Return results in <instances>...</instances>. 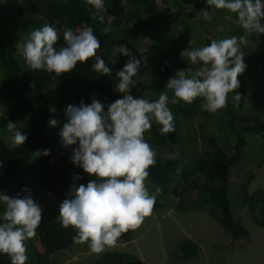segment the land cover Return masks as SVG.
Returning a JSON list of instances; mask_svg holds the SVG:
<instances>
[{
  "label": "trees",
  "instance_id": "obj_1",
  "mask_svg": "<svg viewBox=\"0 0 264 264\" xmlns=\"http://www.w3.org/2000/svg\"><path fill=\"white\" fill-rule=\"evenodd\" d=\"M154 2L105 0L102 13L105 20L101 23L92 16L94 9L86 0H0V191L11 192L7 193L9 196L17 193L25 196L22 188L26 178L20 170L23 160L31 157L36 160L34 170L40 188L62 201L71 198L69 191L73 184L86 185L95 179L71 162L72 148L77 145H71L66 154L57 153L49 134H54L66 122L63 105H78L81 100L87 104L95 98L107 106L123 95L115 87L119 80L116 72L123 68L128 57L121 55L118 48L126 45L134 55L139 32L154 30L150 34L151 41L166 54L157 64L139 73L138 82L130 86V94L149 100L157 99L160 92L166 90L169 77L180 69L190 68L187 58L179 57L176 45L189 43L190 36L198 42L204 41L205 45L212 39L245 34L235 23V14L227 10H212L211 21L204 20L201 10H210L205 0H160L166 5L163 10ZM229 15L231 21L225 19ZM197 16V22L190 24V19ZM45 23L57 28L61 45L64 27L76 31L85 23L92 26L100 42L97 54L111 67V74L92 70L94 58L78 62L71 73L61 76L43 69H30L16 45ZM105 26L111 28L107 33L103 31ZM242 51L247 67L238 76L239 88L232 93L240 94L238 101L229 93L227 106L216 113L201 109L202 98L191 104L182 101L170 104L175 131L162 135L158 131L160 125L154 122L151 131L145 133L156 151V164L148 169L146 181L153 192L161 189L153 210L177 199L183 212L209 214L231 243L248 237L249 233L233 215L229 180L241 174L239 170L246 169L255 151L264 153V34H248ZM166 91L171 98V90ZM52 118L58 121L54 127L48 124ZM8 121L15 122L22 133L27 134L22 145L9 144L12 140ZM44 149H50V154L43 155ZM253 171L250 169L251 174L241 180L237 189L233 188V201L247 208L252 223L264 229V186L248 191V182L255 176ZM76 175L80 179H74ZM244 179L247 181L243 182ZM164 198L167 199L164 201ZM3 210L4 205L0 204V212ZM36 232L42 251L29 242L30 262L26 264H57L54 257L58 251L69 250L77 236L72 226L64 227L61 221L43 217ZM131 235L132 230H129L119 238L129 242ZM176 248V257L182 261L196 257L199 252L198 244L190 239L182 240ZM99 261L101 264H144L135 254L121 251H111ZM0 264H11L6 254H0Z\"/></svg>",
  "mask_w": 264,
  "mask_h": 264
},
{
  "label": "clouds",
  "instance_id": "obj_2",
  "mask_svg": "<svg viewBox=\"0 0 264 264\" xmlns=\"http://www.w3.org/2000/svg\"><path fill=\"white\" fill-rule=\"evenodd\" d=\"M205 2L210 10H201L204 20L211 21L212 10H227L235 14V23L244 29L245 34L212 39L205 45L203 41L198 47H192L189 43L176 45L179 57H186L190 68L187 71L180 69L174 76L169 77L166 90H171V98L166 90L160 92L159 97L154 100L130 94V86L138 82L139 73L157 64L166 55L164 51L157 49L155 41H151L150 34L154 30L148 29L138 33L139 42L134 55L126 45L118 48L121 55L128 57L123 68L116 72L119 80L115 87L123 95L107 106L95 98L87 104L81 100L78 105H67L66 122L58 135L61 143L65 147L69 146V149L62 154L70 152L71 145H77L72 148L71 162L88 175L95 176V179L89 180L86 185L73 184L69 191L71 198L63 201L58 199L62 201L58 206L60 219L55 220L61 221L64 227L72 226L76 229L77 236L69 250L58 251L65 253L67 257L59 259L57 253L54 257L55 263L69 264L71 261L91 258L96 264H101L99 260L103 255L120 251L104 249L115 245L123 233L143 224L161 194L160 188L153 192L145 183L149 177L148 169L156 164V151L145 138V133L151 131L154 122L160 125L158 131L162 135L175 131L170 104L181 101L191 104L197 98H202L201 109L216 113L227 106L228 94L239 88L238 76L247 67L242 45L247 43L248 34H264V0ZM86 3L94 9L92 16L103 23L105 0H86ZM154 3L158 8H166L160 0H155ZM174 9L175 6L171 8ZM198 17L191 18L190 24L197 22ZM225 19L231 21L232 16H226ZM110 30V26L103 29L105 33ZM62 39L63 45L58 44L61 36L57 28L45 23L33 29L16 48L30 69H43L61 76L71 73L78 62L84 63L89 58H94L90 66L92 70L100 74H111V67L97 54L100 42L92 26L85 23L76 31L66 26L62 31ZM232 96L237 101L241 98L239 93ZM48 124L54 127L58 121L52 118ZM7 129L11 133L13 144L22 145L27 139V134L22 133L15 122L8 121ZM37 153L41 155V152ZM42 154L49 155L50 149L42 150ZM25 163L27 162L22 164L20 170V174L26 178L22 188L25 196L21 197L20 193L9 196L7 193L11 192L0 191V204L4 205L3 212H0V254H6L11 264L30 262L27 255L29 242H33L42 251L36 229L42 217L54 218L51 212L44 211L36 197L27 192L31 176L22 172L27 169ZM31 170L34 175L33 184L38 185L40 191L54 201V195L40 188L34 167ZM231 178L235 180L233 176ZM74 179L78 180L80 176L76 175ZM175 200L177 201H172ZM171 202L164 208H170L173 204ZM240 239L243 238L238 240ZM118 240L124 245L131 244V241L123 242L120 238ZM82 249L87 250L86 256ZM78 251L83 252L81 257L76 255Z\"/></svg>",
  "mask_w": 264,
  "mask_h": 264
},
{
  "label": "rangeland",
  "instance_id": "obj_3",
  "mask_svg": "<svg viewBox=\"0 0 264 264\" xmlns=\"http://www.w3.org/2000/svg\"><path fill=\"white\" fill-rule=\"evenodd\" d=\"M162 10L164 8H161ZM9 26V25H8ZM189 44L192 47H198L202 42H198L195 37H189ZM63 111L66 109V105ZM65 116V115H64ZM65 118V117H63ZM66 119V118H65ZM191 126V125H189ZM60 128L54 134H49L51 143L57 153H65L69 146L65 147L61 143L58 135ZM13 144V142H10ZM259 160H262L260 163ZM27 169L22 172L31 176L28 183L27 192L36 197L46 213L51 212L53 219H60L59 205L62 201L57 198L44 195L38 185L34 183L32 168L36 160L34 157L24 159ZM260 164V165H259ZM257 165L259 169L257 170ZM253 168L254 179L248 182V191L252 192L264 186V153L255 151L247 163L246 169L239 170L235 180L231 178L229 189V198L233 207L234 217L242 223L248 230L249 236L231 243V240L225 235L223 229L218 223L205 211L183 212L182 207L175 200L169 208H159L145 217L144 221L137 229L132 230L131 244L124 245L117 239L113 246H107L104 250H120L127 253H134L144 264H264V229L256 227L252 221L247 208H242L233 201L232 190L238 188L241 180L250 175V169ZM240 180V181H239ZM202 181V180H200ZM244 179L243 182H246ZM148 188L151 186L145 181ZM234 188V189H233ZM167 198H164V201ZM174 200V199H173ZM157 201V200H156ZM189 206V203L186 202ZM189 238L198 243L199 253L196 257L187 261H181L176 257L178 249L176 248L182 240ZM232 244V246H229ZM227 248V249H226ZM87 255V250L82 249ZM134 250V251H131ZM28 252V248H27ZM83 252L78 251L77 256H82ZM229 253V254H228ZM94 254V251H91ZM84 256V257H85ZM59 259H64L67 255L63 252L57 254ZM69 264H96L91 258L71 261Z\"/></svg>",
  "mask_w": 264,
  "mask_h": 264
},
{
  "label": "bare ground",
  "instance_id": "obj_4",
  "mask_svg": "<svg viewBox=\"0 0 264 264\" xmlns=\"http://www.w3.org/2000/svg\"><path fill=\"white\" fill-rule=\"evenodd\" d=\"M226 249H227V248H226ZM228 254H229V253H228ZM229 263H230V262H229ZM229 263H228V264H229Z\"/></svg>",
  "mask_w": 264,
  "mask_h": 264
},
{
  "label": "crops",
  "instance_id": "obj_5",
  "mask_svg": "<svg viewBox=\"0 0 264 264\" xmlns=\"http://www.w3.org/2000/svg\"><path fill=\"white\" fill-rule=\"evenodd\" d=\"M197 243V242H196ZM198 244V243H197Z\"/></svg>",
  "mask_w": 264,
  "mask_h": 264
}]
</instances>
